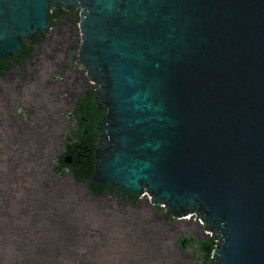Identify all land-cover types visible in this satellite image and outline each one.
<instances>
[{"label": "water", "instance_id": "95a60500", "mask_svg": "<svg viewBox=\"0 0 264 264\" xmlns=\"http://www.w3.org/2000/svg\"><path fill=\"white\" fill-rule=\"evenodd\" d=\"M57 6L81 9V55L108 107L93 180L141 203L97 197L71 171L56 181L61 102L25 92L36 110L22 122L7 85L0 264H196L181 238L192 225L163 205L217 235L216 264H264V0H0V66Z\"/></svg>", "mask_w": 264, "mask_h": 264}, {"label": "flooded vegetation", "instance_id": "af4514ba", "mask_svg": "<svg viewBox=\"0 0 264 264\" xmlns=\"http://www.w3.org/2000/svg\"><path fill=\"white\" fill-rule=\"evenodd\" d=\"M57 7L62 9L51 14L48 31H40L32 39H23L21 52L9 55L1 62L0 96L5 86H11L19 104L13 115L22 122H30V114L36 109L29 104L23 105L21 96L27 91L43 88L54 90L61 102L60 114L67 129L63 153L55 159L56 179L59 180L68 171L75 174V169H84L89 163L97 166V153L105 149L98 126L106 117L108 107L98 101L102 84L91 80L81 55V9L67 11ZM108 192L111 193L104 189L97 197ZM113 195L118 196V192ZM120 197L122 206L141 203L139 197L133 199L124 193ZM177 223L193 226L187 228L186 235L181 234L183 246L195 258L196 264H209L208 248L215 239L199 234L200 229L191 220Z\"/></svg>", "mask_w": 264, "mask_h": 264}, {"label": "trees", "instance_id": "16d2710c", "mask_svg": "<svg viewBox=\"0 0 264 264\" xmlns=\"http://www.w3.org/2000/svg\"><path fill=\"white\" fill-rule=\"evenodd\" d=\"M62 8L60 7H56L53 9L54 11V14H57L58 12L61 11ZM95 171H96V164L95 163H89L87 166L84 167V169H75V176H76V179L79 181V182H87L89 187L93 190V193L95 194V196H100L98 195L100 192H102V190L104 189H109L111 191L112 194H116V192H118V196L121 195V193H124L130 197H132L133 199H138L137 196H135L134 194H132L131 192H128L124 189H119V188H116L115 186H103V185H100L96 182H94L93 178H94V174H95ZM57 181V179H56ZM172 215V212H169V214H166L165 216L170 218ZM218 245V238H216L213 243L211 244V248H212V251L216 249ZM184 249H186L184 246H183ZM208 257V263L209 264H216L215 260L212 258V252H209V255L207 256Z\"/></svg>", "mask_w": 264, "mask_h": 264}, {"label": "built area", "instance_id": "2783aa9c", "mask_svg": "<svg viewBox=\"0 0 264 264\" xmlns=\"http://www.w3.org/2000/svg\"><path fill=\"white\" fill-rule=\"evenodd\" d=\"M164 214H169V212H171L170 208L166 205L161 206L160 208ZM190 219H192V217H190ZM195 219V224L198 226V228H205L206 224L205 222L199 217V216H194ZM171 220L175 221V222H181L182 218L175 216L173 213L171 215ZM197 221V222H196ZM206 233L210 234L211 237H213L215 235V233H213L210 229L208 231H206L205 229H203ZM217 238V236H216ZM215 238V239H216Z\"/></svg>", "mask_w": 264, "mask_h": 264}, {"label": "rangeland", "instance_id": "374dc122", "mask_svg": "<svg viewBox=\"0 0 264 264\" xmlns=\"http://www.w3.org/2000/svg\"><path fill=\"white\" fill-rule=\"evenodd\" d=\"M118 198H121L120 196H118L116 199H117V201L119 202V203H121V201L118 199ZM123 203V202H122ZM122 203L120 204V205H122ZM189 217H191V216H189ZM191 221L192 222H194L195 223V219L192 217V219H191ZM197 222V221H196ZM206 231H208L209 230V227L208 226H206L205 228H204ZM216 234L213 236V237H211L212 239H215L216 238ZM212 258H213V255H212Z\"/></svg>", "mask_w": 264, "mask_h": 264}, {"label": "clouds", "instance_id": "9594fccd", "mask_svg": "<svg viewBox=\"0 0 264 264\" xmlns=\"http://www.w3.org/2000/svg\"><path fill=\"white\" fill-rule=\"evenodd\" d=\"M171 210V209H170ZM172 212V211H171ZM166 215V214H165ZM169 219H171V217L169 218ZM189 220H191V219H189ZM173 221V220H172ZM173 222H175V221H173ZM177 223V222H176ZM200 229V232H202V230L204 229V228H199ZM218 238V237H217Z\"/></svg>", "mask_w": 264, "mask_h": 264}, {"label": "bare ground", "instance_id": "6f19581e", "mask_svg": "<svg viewBox=\"0 0 264 264\" xmlns=\"http://www.w3.org/2000/svg\"><path fill=\"white\" fill-rule=\"evenodd\" d=\"M37 87V86H36Z\"/></svg>", "mask_w": 264, "mask_h": 264}]
</instances>
